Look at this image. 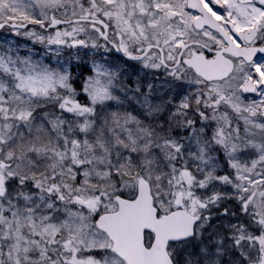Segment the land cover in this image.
Returning <instances> with one entry per match:
<instances>
[{
  "label": "snow or ice",
  "instance_id": "6c2138e0",
  "mask_svg": "<svg viewBox=\"0 0 264 264\" xmlns=\"http://www.w3.org/2000/svg\"><path fill=\"white\" fill-rule=\"evenodd\" d=\"M0 264H264V0H0Z\"/></svg>",
  "mask_w": 264,
  "mask_h": 264
}]
</instances>
